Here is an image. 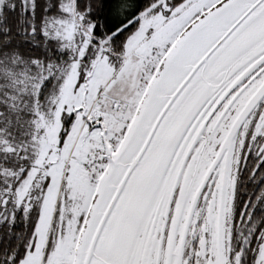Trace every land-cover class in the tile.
Masks as SVG:
<instances>
[{"label": "snow or ice", "instance_id": "1", "mask_svg": "<svg viewBox=\"0 0 264 264\" xmlns=\"http://www.w3.org/2000/svg\"><path fill=\"white\" fill-rule=\"evenodd\" d=\"M0 264H264V0H0Z\"/></svg>", "mask_w": 264, "mask_h": 264}]
</instances>
